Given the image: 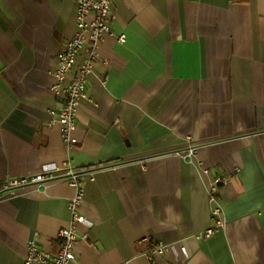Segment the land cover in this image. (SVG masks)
<instances>
[{"label": "crops", "instance_id": "obj_1", "mask_svg": "<svg viewBox=\"0 0 264 264\" xmlns=\"http://www.w3.org/2000/svg\"><path fill=\"white\" fill-rule=\"evenodd\" d=\"M112 12L125 41L100 43L67 149L49 87L75 2L0 0V185L71 163L93 223L77 226L74 264H264V0H114ZM187 137L202 166L175 155ZM215 176L228 182L211 204ZM73 192H1L0 264H23L28 240L56 254Z\"/></svg>", "mask_w": 264, "mask_h": 264}, {"label": "built area", "instance_id": "obj_2", "mask_svg": "<svg viewBox=\"0 0 264 264\" xmlns=\"http://www.w3.org/2000/svg\"><path fill=\"white\" fill-rule=\"evenodd\" d=\"M75 14L74 22L76 25L75 34L64 42L61 50L55 58L54 82L49 87L53 96L61 100L60 110L50 111L53 122L59 124L61 138L67 149H71L76 144V139L72 136V131L76 127L77 110L82 99L87 98L89 92L87 82L93 71V63L99 58L98 49L104 36L114 38L117 42L123 43V34L114 35L111 26L114 21L112 4L114 0H74ZM82 52L79 65H76V57ZM74 70L73 75L69 76ZM196 145L189 137L185 140L184 148L181 152L176 151L175 155L183 159L188 158L189 163L202 166V162H195L194 156ZM206 174L208 169H203ZM65 182L73 189L67 208L70 220L67 227L58 232L61 239L60 248L56 254H49L37 248L32 240H28L25 246L23 264H74L75 252L74 245L78 240L77 226L84 225L91 228L93 223L85 218L80 211L83 200V186L80 181L79 173L67 160L60 166L43 170L40 173L5 180L0 185V193H7L8 196L15 195L16 191L22 188H30L32 192L45 193L53 182ZM227 178L215 176L208 190L209 202L215 204L216 196L220 188L226 185ZM220 209L215 206L211 210V217L219 213ZM213 234V228H208L199 237L207 238ZM86 239L87 235H83ZM165 246H156L152 254L161 255L166 251Z\"/></svg>", "mask_w": 264, "mask_h": 264}]
</instances>
